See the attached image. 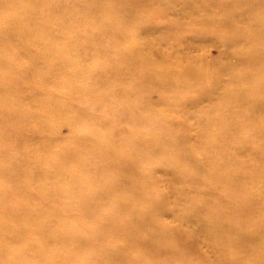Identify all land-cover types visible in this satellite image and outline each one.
Wrapping results in <instances>:
<instances>
[{
  "label": "rangeland",
  "instance_id": "obj_1",
  "mask_svg": "<svg viewBox=\"0 0 264 264\" xmlns=\"http://www.w3.org/2000/svg\"><path fill=\"white\" fill-rule=\"evenodd\" d=\"M123 97L139 103L123 110ZM207 112L213 126L201 130ZM4 129L24 130L31 154L5 139ZM89 132L96 138L75 140ZM180 133L188 134L186 144ZM113 139L144 163L127 165L136 168L124 174L118 195L135 182L139 193L130 200L157 204L158 223L182 234L191 264H242L245 254L236 246L219 245L245 233L249 260L264 264L256 261L264 233L254 241L264 204V0H0V165L8 175L0 174V191L12 190L0 211L18 202L30 211L40 201L47 208L30 228L50 223L41 237L27 231L18 244L0 235V264L11 253L45 264L111 263L99 251L123 243L120 236L102 230L93 243L87 237L76 243L59 235L65 223L87 228L112 208L100 196L119 170L97 157ZM145 143L154 148L144 157ZM167 163L184 175H171ZM199 168L202 177L193 175ZM143 172L152 175L150 183ZM253 191L248 213L245 194ZM219 197L239 199L234 220L230 208L211 202ZM7 223V215L0 217V232ZM129 229L157 246L148 229ZM42 238L50 241L40 255L24 247ZM127 249L145 263L159 264L163 256ZM225 249L230 258L221 256Z\"/></svg>",
  "mask_w": 264,
  "mask_h": 264
},
{
  "label": "bare ground",
  "instance_id": "obj_2",
  "mask_svg": "<svg viewBox=\"0 0 264 264\" xmlns=\"http://www.w3.org/2000/svg\"><path fill=\"white\" fill-rule=\"evenodd\" d=\"M163 79L161 78V83ZM165 85H172L169 80L164 81ZM217 94L214 93L210 96V99H212L213 96H216ZM238 96L243 95L241 91L237 92ZM129 96V95H128ZM131 96V95H130ZM150 97V93L147 94V98ZM224 97V96H223ZM128 97H123V110H129L135 105V103L139 102H131V100H128ZM220 107V106H219ZM207 117L205 120L201 123V130H207L209 127L213 126V118L210 117L208 112L205 113ZM167 117V116H164ZM131 118V116L127 117ZM3 132L1 135L6 139L9 138L11 140H14L17 142L18 149L24 154V155H30V146L27 140V136L24 134V130L19 131L15 130L12 134H9L8 132ZM181 134V141L182 143L186 144L188 142V134L185 135ZM91 137L96 138L95 134L93 132H89L87 134H83L80 137H77L75 140H77L80 143H83L86 139L89 141ZM162 145V144H161ZM161 145H157L158 147ZM70 146H65L66 148H69ZM154 146L151 144H144L141 146V153L145 157L146 153L151 152V149H153ZM100 150V149H99ZM103 152L98 155L97 160L104 163L105 166H107V163L110 165L111 169H118L119 173L116 174V177L114 179L106 180V191L104 193V196H100L101 198H107L112 202V208L109 209L106 214H103L102 217L91 223L82 227V229H78L76 226H72L71 223H65L62 227V230L60 232L59 237L61 239H64L68 242L76 241V243H79L80 241H84L87 237L89 242L90 239H92V243L96 241L97 236L100 234L102 230H106L109 232L110 237L114 236H120L123 239V243H113L112 247L110 249H101L99 251V255L102 257L109 258L111 260L110 264H157L153 260H148L146 263L144 261L147 260L146 257L142 258L140 256L135 255L134 253L127 252V248L129 246H133L137 249L142 248L143 250L147 251V253L153 249L160 252L163 256L161 260L156 258L155 260H159V264H191L193 262V259H195L192 255V253L189 252V249L186 247L184 243L181 242V240L177 237V235H182L179 232H170L166 230L161 224L158 223V215L156 214V210L158 209L157 204H149L144 203L141 205H138L137 203L130 200L129 196L134 193H139V188H136L135 182H131L129 185V188L126 190V193L124 195H118L122 194L123 188L118 189L119 182L124 178V174H127L129 172L135 171V166L130 167L127 165H131L133 162L138 164L139 166L143 165L144 163L140 161H133V158L131 157L132 152L128 150V148L124 145V143L120 142L117 139H113L112 143L110 141L107 142L106 146L102 147ZM109 161V162H108ZM36 165H39L36 162ZM168 166H171L173 169V173L171 175H177L178 177L183 176L184 174L181 173L177 167L176 163L170 164L167 163ZM37 169V167H36ZM37 170H35L31 174V179L36 178ZM150 173V172H147ZM143 172V175L145 177H149L148 179H145L147 183H150L152 181V175L147 174ZM0 174H2V177H7V173L5 170V167L3 165H0ZM196 177H202L201 169L196 170L193 174ZM220 174L216 175V178L220 177ZM186 177V176H185ZM105 180V178H103ZM113 189V190H112ZM8 187H5L2 191H0V200L6 199L8 194L11 192ZM207 191L206 186L203 188L202 192ZM113 192V194H111ZM94 194V193H93ZM239 195V194H238ZM53 195L48 191L45 190V199L50 202V198ZM241 196V195H239ZM246 197L249 198L250 203L247 201L248 205L245 206L243 209L246 210L248 208V213L251 211V203L254 201V199L257 197L256 192H252L249 194H245ZM234 199L236 202H234ZM211 202L218 203L221 207L230 208L231 210V220L235 219L236 215V208L237 204H239V199L237 197L230 198V199H222V197L216 198L212 200ZM84 204V198L82 202L79 204V211L82 210V205ZM24 204L22 202H18L17 206L11 207V208H5V210L0 211V217L4 218L5 215L8 216V223L6 224V228L0 232V235H5L6 238H9L14 243H19L20 238L24 235L25 232H32V236L41 237L44 234V230L50 226L49 221H45L44 224L40 225L39 227L35 228L34 230H31L30 226L32 222L37 220L46 210V205L41 204L40 201H37V205L30 211L23 210ZM210 213V212H209ZM224 213L227 216L225 209ZM211 219L214 220V216L212 213ZM232 216L234 219H232ZM228 218V216H227ZM234 222V221H233ZM254 222L257 223L256 230L257 235L254 238V241H258L260 239V234L264 233V204L259 208V211L255 215ZM130 224H135L137 226H140V228H146L149 231L148 238L152 239V237H156L159 242L157 243V246H153L149 241L139 240V237H134V235H138V229L133 231L129 229ZM80 226V225H78ZM83 237H82V236ZM43 241L40 243L33 242V240H29L24 243V247L26 249L35 250L37 254H41L45 251L47 248V244L50 241V239L42 238ZM218 243L221 239L216 238L215 239ZM251 240V237L249 234L245 233L242 236L233 239V240H225V243L223 245H219L220 249L227 248V246L238 248L240 252H242L244 257L239 260L237 263L242 264H258L253 263L249 260L250 252L249 250L244 247V243ZM132 243V244H131ZM4 240L0 241V246H3L4 249ZM223 250V253H221V256L226 259L230 258L229 254ZM2 250L0 249V252ZM245 252H247L249 255H247ZM104 254V255H103ZM253 255V254H252ZM256 261L262 262L264 261V253L257 254ZM30 261H36L38 264H45V259H38L31 255H17L16 253H11L10 261L7 264H18L23 263L27 264ZM80 264H85V262H82ZM90 264V263H89ZM92 264H96L95 262H92ZM108 264V263H106Z\"/></svg>",
  "mask_w": 264,
  "mask_h": 264
}]
</instances>
